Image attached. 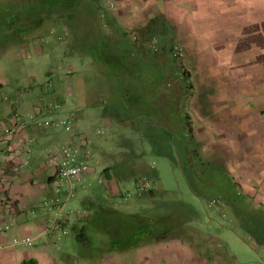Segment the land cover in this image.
Returning a JSON list of instances; mask_svg holds the SVG:
<instances>
[{"label": "crops", "instance_id": "obj_1", "mask_svg": "<svg viewBox=\"0 0 264 264\" xmlns=\"http://www.w3.org/2000/svg\"><path fill=\"white\" fill-rule=\"evenodd\" d=\"M126 2L133 14L118 22L137 34L160 23L184 75L156 91L147 78L144 93L125 98L93 75L94 60L81 44L73 54L66 40L72 31L61 32L58 46L51 32L21 45L0 77V264H264V0ZM45 117L67 120L72 128L38 126ZM153 124L188 132L198 158L222 167L234 194L214 208L199 197L202 219L165 222L169 231L158 240L142 235L116 240L110 251H83L73 229L95 200L127 214L153 215L141 208L152 198L148 191L124 200L150 169L145 144L130 136ZM63 146L86 156L88 165L72 195L48 161ZM57 196L66 212L60 219L43 206ZM21 238L30 244H13Z\"/></svg>", "mask_w": 264, "mask_h": 264}, {"label": "trees", "instance_id": "obj_2", "mask_svg": "<svg viewBox=\"0 0 264 264\" xmlns=\"http://www.w3.org/2000/svg\"><path fill=\"white\" fill-rule=\"evenodd\" d=\"M54 6L56 7L55 11L49 9L40 11L41 16H37V13L32 10L27 12L26 9L20 10L21 13L13 12L7 16L5 13L0 15V47L23 44L34 39L36 34H44L42 30L47 20L60 13L66 21L74 26L76 23L80 24L84 21V18L91 21L90 32L79 44L83 43L82 50L85 49L84 51L94 60L93 75L96 78H103L113 92L125 94L122 97L126 98L131 91L132 94L144 93L146 91L144 80L147 78L148 81L152 80L156 91L166 79L177 77L179 73L184 75L179 70L173 47H170L168 42L160 36L162 32L160 23L151 22L150 26L142 28L138 34V31L127 33L121 30L114 19L93 0H59V2L57 0V4ZM82 9L88 14L82 15ZM45 11H48V14ZM118 103L123 107L129 106V101L126 99H121ZM182 135L186 136L185 142H190L188 132ZM186 148L183 162L189 171H185L186 167L184 166V175L188 177L186 180L191 188L193 185L196 186V183L199 185L205 181L203 182L197 177L201 167L195 169L194 166V161L196 162L199 156L196 149L193 146ZM207 166H209L210 173H215L218 176V178L210 176L209 184L218 180V184L223 185L225 194H227V189L235 188L231 186L222 167L212 164ZM225 194H220V198L225 199L227 197ZM202 197L204 196L202 195L200 198ZM207 198L210 197L204 199ZM228 200L236 202L237 198L231 196L228 197ZM86 209L91 210V214L80 219L78 221L80 226L73 229L74 238L83 251H110L115 247L116 240L120 242H128L130 239L139 241L142 235L153 236L158 240L169 231L163 227L165 221L160 214L157 217L127 214L115 208L103 206L99 200L87 205ZM105 225L110 227V237L108 247L102 249L94 246L90 240V234L94 230L104 228Z\"/></svg>", "mask_w": 264, "mask_h": 264}, {"label": "rangeland", "instance_id": "obj_3", "mask_svg": "<svg viewBox=\"0 0 264 264\" xmlns=\"http://www.w3.org/2000/svg\"><path fill=\"white\" fill-rule=\"evenodd\" d=\"M93 1L114 19L121 30L127 33L132 32L134 27L129 24H120L118 22L119 17L124 16L129 18L130 15L133 14V9L131 10V8H129L128 2L125 3V0ZM55 4H57V0H0V15L5 13L7 16L8 14H13V12L21 13L20 10L26 9L27 12L32 10L34 13H37V16H41L40 11L46 9L55 11ZM47 12L48 11H45V13ZM81 13L82 15L88 14L85 13L83 9L81 10ZM78 24L76 23V26H74V24L71 25V23L66 21L64 16L59 13L47 20L43 26L44 28L42 32H51V34L55 35L58 34L55 41V44H57L56 46H58L62 39L60 35L72 31L73 37H66V40H68V44L72 48L73 54L78 55L77 51L79 50L77 49L79 43L82 42L81 40L90 32L92 23L89 19L85 20L84 18V21L79 25ZM36 40L40 39L36 38ZM24 44L25 43L0 47V77L3 73H6L5 70L8 61L16 58L18 49ZM59 69L62 70V68ZM63 70L67 75L72 73L70 68H63ZM9 73L10 71H8V74ZM170 90H172L171 92H173V94H177V85L171 84ZM178 129L179 128L172 126V124H153L152 127H149L146 130L142 129L130 136L131 139L135 140L136 138L138 143L141 142V145L145 144L144 149L149 152L145 158L148 162V167L150 166L149 173L145 174L146 176L144 179L139 180L137 188L139 184L145 181L149 182L151 187L143 193L148 191L147 195L152 198L145 199L143 204H141V208L144 207V209L150 211L155 217L159 216V214L162 215L164 221L170 225H177L180 222H188L189 218L191 219L189 221L192 222L199 220V217L202 219L203 215L200 212L202 201L199 197L203 195L204 197L202 198L204 199L209 196L210 198H207L205 202L208 206L214 208L219 205V195L222 193L225 194V189L223 185L218 184V180L211 182L212 185L209 184L208 181H210L211 177L218 178V176L215 173H210L209 166H207L209 165L207 164L209 161L206 159L201 160L200 158H197L196 162L194 161L195 169L196 167H201L200 170L198 169L199 175L197 177L199 180L201 179L203 182L205 181V183H200L199 185L196 183V186L193 185V188H189L187 183L188 180H186L188 177L184 175V166L186 167V165H184L183 161L185 159L186 147L191 146L192 148L193 143H191V141L184 142L182 140V133L176 132ZM159 153H162L163 155H160ZM185 171H189L187 167ZM132 185L134 189H132L131 193L127 192L125 195L131 194L130 197H137L135 182ZM227 190V193H233L231 189ZM224 214V212H220L218 217H220V220L227 222ZM109 231L110 227L105 225L104 228L91 232L90 240H92L95 247H100L102 249L108 247V240L110 237ZM69 238L72 240V235H70ZM75 247H77V245H75ZM229 247L230 249H234V245H229ZM250 258L257 259L258 257L255 253L252 254V252H250Z\"/></svg>", "mask_w": 264, "mask_h": 264}, {"label": "built area", "instance_id": "obj_4", "mask_svg": "<svg viewBox=\"0 0 264 264\" xmlns=\"http://www.w3.org/2000/svg\"><path fill=\"white\" fill-rule=\"evenodd\" d=\"M37 125L44 127H61L67 132L70 131L72 128V125L69 121L54 120L51 117H45L37 120ZM5 133L11 134L12 130L6 129ZM85 158L86 156L82 157L78 150L65 146L54 149L49 156L48 161L51 167L54 168L56 172V177H58L61 182H68V187L66 188V191L69 193V195H72V193L74 192V181L81 180L82 176H84L88 171V165L85 161ZM150 187L151 185L149 184V182L145 181L138 185L136 193L138 195H141ZM59 193L60 187L58 186L56 188V194L59 195ZM130 195L131 194H126L124 196V200L129 198ZM43 206L55 211V217H57V219H60L63 215H66V212L62 213V210L59 208L60 199L58 196L51 203L48 201H44ZM13 244L29 245L30 240L27 238L14 239Z\"/></svg>", "mask_w": 264, "mask_h": 264}]
</instances>
